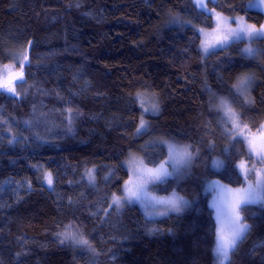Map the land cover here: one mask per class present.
Returning a JSON list of instances; mask_svg holds the SVG:
<instances>
[{
	"label": "trees",
	"instance_id": "1",
	"mask_svg": "<svg viewBox=\"0 0 264 264\" xmlns=\"http://www.w3.org/2000/svg\"><path fill=\"white\" fill-rule=\"evenodd\" d=\"M252 2L207 8L261 25ZM214 26L195 0H0V65L27 53L25 83L11 85L19 95L0 89V264H221L206 185L241 187L238 163H261L228 131L219 104L228 100L250 132L260 130L264 38L250 42L256 58L242 55L245 40L204 57L198 29ZM245 73L254 76L249 101L238 90ZM143 96L154 99L145 113ZM167 144L184 165L146 190L175 192L182 210L148 217L122 198L129 159L157 166ZM240 215L250 229L224 264H264V204L242 205Z\"/></svg>",
	"mask_w": 264,
	"mask_h": 264
},
{
	"label": "rangeland",
	"instance_id": "2",
	"mask_svg": "<svg viewBox=\"0 0 264 264\" xmlns=\"http://www.w3.org/2000/svg\"><path fill=\"white\" fill-rule=\"evenodd\" d=\"M258 0H253L252 5H255L257 3ZM196 5L199 9L206 11L208 13H210L215 20V26L213 29L211 30H207V29H198L200 37H201V43H200V52L202 54V56H206L208 55L210 52L222 48L220 46V44H218V41L223 39L224 37H230L229 39V44L232 42H237V41H241V40H245L248 42V47H251L252 49L256 50V55L254 56L255 58L259 56L260 51L259 49H257L256 47H254L253 45H250V42H252V40H250L247 36H245L244 39L241 40H235L234 38H232V34L238 30L241 27L244 28H249L250 26H254L256 30L261 29L262 27H264V22L261 25H254L250 22H248L246 20L245 17L243 16H236V17H227L221 14H218L214 11H209L207 8V2L208 0H195ZM201 5H203V7H201ZM260 7L264 12V0H260ZM264 38V36H260L255 38V40L257 39H261ZM205 49H207V51H205ZM247 55V54H245ZM27 57V53L21 49V50H15L10 54V61L7 64H1L0 65V84L2 83H10L12 85V81L15 78H18L19 75L22 73V69L21 67L24 64V59ZM247 78L248 82L245 85H241L239 90V93L241 94V96L244 98L245 101H249L250 100V95H251V90L254 84V76L252 74H242L241 75V79ZM14 84V83H13ZM138 104L139 107H141V110H143V112L145 113V109L150 111L153 109V105H154V99L149 97V96H143L140 97L138 99ZM156 106V105H155ZM220 109L222 110V116L225 119V122L227 125H229L230 129L228 130L231 133H234L235 136L241 137L245 143H246V147L248 152L257 160L260 161L261 165L259 167H256L255 165L251 166L247 161H241L238 163L237 168L239 173L245 177V184L241 187L238 188H232L229 187L227 185H225L222 182H219L221 185L226 186L229 189H249V186L251 185V188L253 190H258L257 186L258 184H264V162H261L260 158L257 156V153L260 152L262 154H264V123L261 126L260 130L257 132H250L241 122L239 119V116L236 112V110L232 107L231 103L228 102V100L221 98L220 99ZM228 108H231V112L228 111ZM158 113V112H156ZM145 119V116L143 117ZM142 120V119H141ZM147 122L143 123L145 125V127L142 129L141 128V122H140V127H139V132L141 133L143 131H145L148 127V120H145ZM169 145L171 144H167V148H168V158L165 162L161 163L164 164L165 167L167 168V170H170L169 172H173V167L172 165V160L170 159V154H169ZM176 149V159L180 160V163H178L176 165L178 171L179 169L184 165V160H182V155L180 153V149L177 146H174ZM254 147L255 150H252V148ZM134 156H131L129 159V164L131 165L130 167L128 166V169L131 173V177H129V179H127L123 185V195L122 198L124 200V202L126 203H134V204H138L139 206L142 207L144 213L148 216V217H156L158 216V214L160 213V208L163 207H168L167 205H155V207L152 206V204L154 203L152 201V197H157L160 198V196H156V195H152L150 193H147V207L145 206V204L140 203L139 201L136 200H132L131 202H129L125 197H126V190L128 187H131L132 185L129 184V181L132 182H139L137 177L140 176V170L143 168H156L159 167V165L157 166H148L144 163L143 159L136 153L133 154ZM216 162H221V166L218 168L216 167ZM223 161L219 158H215L212 162V167L216 170H221L223 168ZM176 173V172H175ZM252 173H255L253 175H251ZM211 182V181H210ZM208 182L206 185V189L208 188V184L210 183ZM211 193V207L214 211V216H215V220H216V224H217V233L219 231V229L221 228V224L220 222L217 221L216 218V208L213 207V203L217 198V195L219 193V189H217L216 191H209ZM261 197H264V191L261 192ZM163 198H170V197H163ZM122 203H120L121 205ZM151 212L152 215H148V213ZM225 232H227V224L225 222ZM217 247V246H216ZM217 257L221 263V260L223 259V256L221 253H217Z\"/></svg>",
	"mask_w": 264,
	"mask_h": 264
},
{
	"label": "snow or ice",
	"instance_id": "3",
	"mask_svg": "<svg viewBox=\"0 0 264 264\" xmlns=\"http://www.w3.org/2000/svg\"><path fill=\"white\" fill-rule=\"evenodd\" d=\"M203 7V5H201ZM247 36L250 40L254 41L255 38L264 36V27L259 30H256L254 26H250L249 28L241 27L236 30L232 34V38L235 40L244 39ZM230 37H224L223 39L218 41L221 47L227 48L229 46ZM207 51V49H205ZM247 54L249 57H254L257 53L256 50L251 47L242 49V55ZM21 83H25L23 74L21 73L18 77ZM248 79L244 78L240 81L241 85L247 84ZM0 89L11 93L12 95H19L16 92V89L11 86L10 83H2L0 84ZM3 94V93H0ZM228 111L231 112V108H228ZM145 125L143 121L141 122V128H144ZM140 130L138 129V132ZM252 150H255L254 147ZM169 154L170 159L172 160L173 172H169L164 164H160L159 167L156 168H143L140 170L141 180L139 182L129 181L131 187H128L126 190V199L131 202L132 200L139 201L142 204H145L147 207V190L146 185L148 182H159L160 185L167 184V177L172 176L175 172L178 171L176 165L180 163V160L176 159V149L173 145H169ZM184 155L189 157V162L191 160V154L185 152ZM257 156L260 158L261 162H264V154L258 152ZM221 162H216V167H220ZM91 175V173L89 174ZM51 174H49L48 183L51 184ZM258 190H253L251 185L249 189H229L224 185H221L218 181H211L208 184L207 191H216L219 189V193L217 195L216 200L213 203V207L216 208V218L217 221L220 222L221 228L217 233V247L215 251L217 253H221L223 259L221 260V264H224V261H227L229 252L234 250L237 246V243L244 238V235L247 231H249L250 226L246 223L242 222V217L240 215V208L242 205L247 206L249 204L254 203H262L264 204V197H261V192L264 191V184H258ZM153 207L155 205H167L170 210H174L176 212H180L181 201L183 198L177 197L175 192L172 193L170 198H157L152 197ZM120 197H114L113 203L119 205ZM187 204L188 202H184ZM148 215H152L151 212ZM225 222L227 224V232H225ZM78 243L87 245L88 241L84 239H80Z\"/></svg>",
	"mask_w": 264,
	"mask_h": 264
}]
</instances>
